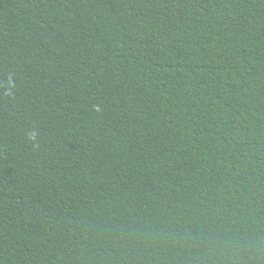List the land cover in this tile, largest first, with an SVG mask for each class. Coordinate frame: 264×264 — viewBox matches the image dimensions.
<instances>
[{
  "label": "trees",
  "instance_id": "obj_1",
  "mask_svg": "<svg viewBox=\"0 0 264 264\" xmlns=\"http://www.w3.org/2000/svg\"><path fill=\"white\" fill-rule=\"evenodd\" d=\"M0 264H264V0H0Z\"/></svg>",
  "mask_w": 264,
  "mask_h": 264
}]
</instances>
